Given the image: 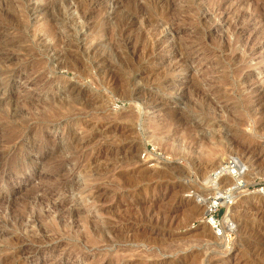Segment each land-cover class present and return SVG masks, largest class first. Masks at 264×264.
<instances>
[{
    "label": "rangeland",
    "instance_id": "obj_1",
    "mask_svg": "<svg viewBox=\"0 0 264 264\" xmlns=\"http://www.w3.org/2000/svg\"><path fill=\"white\" fill-rule=\"evenodd\" d=\"M43 1L69 28L0 21V264H264V0L244 2L236 58L213 42L241 0ZM91 40L115 42L110 65Z\"/></svg>",
    "mask_w": 264,
    "mask_h": 264
},
{
    "label": "bare ground",
    "instance_id": "obj_2",
    "mask_svg": "<svg viewBox=\"0 0 264 264\" xmlns=\"http://www.w3.org/2000/svg\"><path fill=\"white\" fill-rule=\"evenodd\" d=\"M1 1V0H0ZM3 1V0H2ZM9 1V0H8ZM8 1H6V2H8ZM11 1V0H10ZM18 1V4H17V8L18 9H20V11L18 12L20 15H21V17L19 18V17H15V15L17 14V13H13L12 11H14L13 9L11 10L10 8H12L11 6H13V8L15 7V5H11L10 3V5H9V8H5V6L7 5H4L5 4V0H4V4H2V2H1V4H0V21H1V25H4V24H7V23H9V24H13V23H15L13 26H15L16 28H21V26H23V25H25V23H21V18H23V16H24V14H33V13H35L36 12V14L38 13V15H45L46 17H50V18H48V19H46L47 20V22L48 21H50L51 22V24L50 25H52V23H54V24H58L61 28H69L68 27V21L66 22L65 20L64 21H60L58 18H55L54 19V17L52 16V14H50L49 13V10L53 7V5L52 4H54V2H52V4H50L49 2L47 3V2H44L43 0H40V1H42V2H44L43 4H38L39 3V1L36 3V2H33L32 0H17ZM48 1H50V0H48ZM189 1V0H188ZM226 1V0H225ZM248 2V0H241V2L239 1V5L241 4V6H242V4H243V7H244V5H246L244 2ZM182 2V1H181ZM233 2V1H232ZM190 3V2H189ZM214 3H215V1H214ZM213 3V4H214ZM231 3V2H230ZM229 2H228V4H230ZM216 8H220V9H222L223 7H224V5H225V3H223V0H216ZM232 4V3H231ZM263 4V3H262ZM50 5L52 6L51 8H50ZM62 5V4H61ZM8 6V5H7ZM202 6V5H201ZM214 6V5H213ZM227 6V5H226ZM238 6V5H237ZM237 6H235V7H237ZM247 6V5H246ZM245 6V7H246ZM264 6V5H263ZM263 6H261V5H259V7H258V10H259V12H260V14H261V18L262 19H264V17H262V16H264V14H263V12H264V7ZM190 7V6H189ZM234 7V8H235ZM244 7V10L242 11V9L241 10H238V8H236V10H234V11H237V12H235V15L233 14V13H231V12H233V8L231 9L232 11L231 12H228V14H229V16H230V18H228L227 17V19H229V23H230V36H232V40H230V38H228V40L225 38V41L224 42H222L221 43V41L219 42V40L217 41H214L213 42V44H214V47H220V48H223V50H225V51H227V50H229L230 52H232L231 54H232V57L233 58H236V57H239V56H241V54H240V50H243L244 52L246 51V50H249L248 49V43L246 42V41H248V38L247 39H244V41H240L241 43H240V45H241V48H235V46H234V41H239L243 36H241V33L239 32V31H246L247 30V25H245L243 22L245 21V19L247 20V18H248V16H250V14L247 12V9ZM226 8V7H225ZM229 8H230V6H229ZM242 8V7H241ZM248 8V7H247ZM190 9V8H189ZM16 10V9H15ZM197 10V9H196ZM228 10H230V9H228ZM227 10V11H228ZM199 11V10H198ZM223 11V10H222ZM225 11V10H224ZM254 11V10H253ZM197 12V11H196ZM208 12V11H207ZM212 12V11H211ZM217 12V11H216ZM205 13V12H204ZM15 14V15H14ZM65 14V13H64ZM85 14V13H84ZM84 14H82L81 15V17H85L84 16ZM195 14V13H194ZM227 14V15H228ZM203 15V14H202ZM17 16V15H16ZM19 16V15H18ZM193 16H195V15H193ZM196 21L197 22H201V18H202V16H200V15H197V13H196ZM62 17V16H61ZM211 17V16H210ZM15 18H17V20H14ZM64 18V17H63ZM207 18V17H206ZM209 18V17H208ZM255 18H258V15H257V17H254V19ZM23 19H26V18H23ZM28 19V18H27ZM71 19V18H70ZM210 19V18H209ZM211 19H212V17H211ZM214 19H215V17H214ZM260 19V18H259ZM67 20V19H66ZM72 20V19H71ZM75 20V19H74ZM191 20V19H190ZM194 20V19H193ZM204 20H206V19H204ZM24 21V20H23ZM27 21V20H26ZM211 21H213V20H211ZM210 21V22H211ZM28 22V21H27ZM43 22H45V21H43ZM49 22V23H50ZM70 22V21H69ZM200 22H199V24H200ZM204 22V21H203ZM209 22V21H208ZM263 23V22H262ZM247 24V23H246ZM49 25V24H48ZM158 25V24H157ZM208 25H210V24H208ZM97 26V25H96ZM205 26V25H204ZM249 26V25H248ZM48 27V26H47ZM75 27H76V25H75ZM90 27V26H89ZM239 27V28H238ZM23 28V27H22ZM201 28V27H200ZM250 28V27H249ZM248 28V29H249ZM51 29H53V27L52 26H49V30H51ZM36 30V29H35ZM42 30H45L46 31V28L44 29V27L42 28ZM123 30V29H122ZM121 30V35H122V33L124 34L125 32L124 31H122ZM218 30V29H217ZM221 31H222V29H220ZM229 30V29H228ZM250 31H251V29H249ZM249 30H247V31H249ZM47 31H48V29H47ZM46 31V32H47ZM55 31V30H54ZM53 31V32H54ZM104 31V30H103ZM220 31V32H221ZM260 31V30H259ZM49 32H52V30L51 31H49ZM48 32V33H49ZM200 32V31H199ZM198 32V33H199ZM209 32V31H208ZM219 32V33H220ZM44 33V32H43ZM210 33V32H209ZM223 33H224V31H223ZM260 33H262V34H260V35H263L264 36V29H263V31L262 32H260ZM31 34V33H30ZM41 34H42V32H41ZM47 34V33H46ZM54 34V33H53ZM53 34H52V36H53ZM71 34V33H70ZM199 34H201V33H199ZM227 34V33H226ZM229 34V33H228ZM245 34V33H244ZM258 34V33H257ZM49 36L51 35V34H48ZM205 35V34H204ZM210 35V34H209ZM208 35V36H209ZM212 35V34H211ZM210 35V36H211ZM248 35H249V37L251 36V33L250 32H248ZM259 35V34H258ZM258 35L256 36V38H259L258 37ZM35 35H32V38H35L34 37ZM47 36V35H46ZM67 36V35H66ZM216 36V35H215ZM221 36V35H220ZM223 36V35H222ZM48 37V36H47ZM101 37V36H100ZM211 37H213L214 38V36H211ZM248 37V36H247ZM201 38V37H200ZM246 38V37H245ZM28 39H29V37H28ZM39 39V38H38ZM85 39H87V38H85ZM127 39H129V37L127 38ZM12 40V39H11ZM214 40V39H213ZM212 40V41H213ZM234 40V41H233ZM246 40V41H245ZM258 40V39H257ZM44 39H42L41 38V40L40 41H38V43L39 44H42L43 46L42 47H44V50L45 51H47V50H50L51 49V51L53 50L54 51V46L53 45H50V44H46V45H44ZM92 41V40H91ZM211 41V42H212ZM38 43H35V44H38ZM35 44H33V46H35ZM69 44H67V46H68ZM116 44H115V42L112 44V46L110 47V48H106L105 46H104V43H102V42H97V43H94L93 41L92 42H86V44L84 45V46H82L80 49L81 50H84V52H86V54H88V55H90V57L92 56L93 58L92 59H94L93 61H94V63L95 64H97V65H100V66H108V65H110V59H109V56H111V55H113V53L114 52H116V49L118 48L117 46H115ZM202 45V44H201ZM170 46V49H171V51L173 50L175 53H180V54H182V50H183V48L184 47H182L181 45H179V44H177V43H172L171 45H169ZM247 47V48H246ZM251 47V46H250ZM27 49V48H26ZM58 49V48H57ZM215 49V48H214ZM64 50V49H63ZM68 50V49H67ZM79 50V49H78ZM104 50V51H103ZM216 50V49H215ZM222 50V49H221ZM223 50H222V52H223ZM251 50V49H250ZM27 51V50H26ZM44 51V52H45ZM62 51V50H61ZM66 51V50H65ZM172 51V52H173ZM57 52V51H56ZM216 52V51H215ZM65 54V53H64ZM176 54V55H177ZM179 54V55H180ZM183 54H184V52H183ZM242 57V56H241ZM232 58V59H233ZM113 61V60H112ZM66 61H64V62H62V61H58L57 62V64L58 65H61V66H65L66 65V63H65ZM44 63V62H43ZM34 64V63H33ZM36 64H37V62H36ZM70 66V65H69ZM185 83V82H184ZM184 85V84H183ZM176 93V92H175ZM262 96H264V94L262 95ZM264 100V99H263ZM263 105H264V103H263ZM54 106V105H53ZM65 108V107H64ZM51 111V110H50ZM57 111V110H56ZM36 113V112H35ZM50 113V112H49ZM13 114V113H12ZM37 114V113H36ZM42 114V113H41ZM52 115V114H51ZM16 116V115H15ZM49 116V115H48ZM48 116H47V118H48ZM5 117V116H4ZM11 117V116H10ZM12 118V117H11ZM14 119H15V117H13ZM41 118V117H40ZM50 118V117H49ZM6 119H7V117H6ZM5 123V122H4ZM5 125V124H4ZM191 129V128H190ZM21 130V129H20ZM158 137V136H157ZM157 137H155V138H157ZM177 144V143H176ZM11 145V144H10ZM237 184L240 186V188L244 185V182L243 181H241V180H239V179H237ZM228 191H230L231 193L230 194H228V196H224V195H221V196H217L216 198H218L219 197V199L220 200H224L223 202L224 203H226L227 205H230V204H232L233 203V199H234V196H235V191H236V189H232V188H229L228 189ZM257 194V193H256ZM258 194H262L263 196H264V188L263 189H260L259 191H258ZM22 201V200H21ZM209 202H211V201H209ZM24 204V203H23ZM219 204V202L217 201V200H213V203L212 204H210V205H208V204H204L203 205V215L204 214H208L210 211H212L217 205ZM25 205V204H24ZM59 208L57 207V210H58ZM228 209H230V208H228ZM38 212V211H37ZM24 213V212H23ZM36 214V213H35ZM61 215H63L64 216V212H62L61 211V213H60ZM22 215V214H21ZM27 216V215H26ZM227 216V215H226ZM40 217V216H39ZM41 218V217H40ZM57 218H58V216H57ZM61 218V217H60ZM213 218V217H212ZM38 219V218H37ZM61 219H63V218H61ZM66 219V218H65ZM214 219V218H213ZM226 219H228V218H226ZM19 220V219H18ZM43 220V219H42ZM52 220V219H51ZM60 220V219H59ZM91 220V219H90ZM90 220H89V222H90ZM215 220V219H214ZM22 221V220H21ZM20 221V222H21ZM39 221V220H38ZM52 221H54V220H52ZM57 221H58V219H57ZM216 221V220H215ZM215 221H213L212 219H209V221H207V224L208 225H211V226H213L214 227V225L216 224V222ZM223 221H225V220H223ZM227 221V220H226ZM225 221V222H226ZM16 222V221H15ZM19 222V223H20ZM42 222V221H41ZM88 222V223H89ZM17 223H18V221H17ZM58 223V222H57ZM60 223V225L61 226H64V227H69V225H64V223L62 224L61 222H59ZM58 223V224H59ZM87 222H86V224L87 225H89ZM39 224V223H38ZM48 224V223H47ZM51 225H49V226H46V224H45V226L47 227V229H48V227H51L50 228V230H52V229H55V228H53V227H55V225H54V223H50ZM82 224V223H81ZM19 225V224H18ZM42 225V224H41ZM41 225H38V228H37V230H39V231H44V230H47V229H44V227H42ZM87 225H83V226H87ZM21 226V225H20ZM37 226V225H36ZM90 227H92V229L90 230V233H92V234H94V236H92V238L90 239V242H92V243H95L96 241H97V237H99V238H102L103 236H102V227L101 226H99V225H97V224H95L92 220H91V222H90V225H89ZM32 227V226H31ZM24 228V227H23ZM83 228V227H82ZM87 228V227H86ZM89 228V227H88ZM87 228V229H88ZM95 228V229H94ZM85 229V228H84ZM216 229V228H215ZM49 230V229H48ZM67 230V229H66ZM218 230V229H217ZM29 231V230H28ZM53 231V230H52ZM68 231H70V230H68ZM11 232V231H10ZM9 232V233H10ZM13 232V231H12ZM14 232H16V231H14ZM30 232V231H29ZM49 232V231H48ZM102 233V234H101ZM10 234H12V233H10ZM16 234V233H15ZM66 234V233H65ZM81 234V233H80ZM8 235V234H7ZM6 235V236H7ZM18 235V234H17ZM85 235V234H84ZM88 235V234H87ZM87 235H85V236H87ZM5 236V237H6ZM14 236V235H13ZM79 236V235H78ZM106 236V235H105ZM11 237V236H10ZM20 237V236H19ZM19 237L18 236H16V237H12V238H10V245H14V244H16L17 243V241L19 240ZM1 238V237H0ZM36 238V237H35ZM80 238V237H79ZM6 239V238H5ZM87 239V238H86ZM34 240V239H33ZM102 240L104 241V240H106V239H103L102 238ZM115 240V239H114ZM25 241V240H24ZM37 241V240H36ZM102 241V242H103ZM6 242V241H5ZM101 242V243H102ZM153 242V241H152ZM8 243V242H7ZM110 264V263H109Z\"/></svg>",
    "mask_w": 264,
    "mask_h": 264
},
{
    "label": "built area",
    "instance_id": "obj_3",
    "mask_svg": "<svg viewBox=\"0 0 264 264\" xmlns=\"http://www.w3.org/2000/svg\"><path fill=\"white\" fill-rule=\"evenodd\" d=\"M263 188H264V184H263V186H261L260 189H263ZM230 193H231V192L228 191V192H226V193L224 194V196H228V194H230ZM216 197H217V196H216ZM216 197H215L216 200H220L219 197H218V198H216ZM218 205H219V204H218ZM218 205H217V206H218ZM210 212H211V211H210ZM210 212H209V213H210ZM209 213H208V214H209ZM220 226H221V224H220L219 222H217V223L214 225V227L217 228V229H218Z\"/></svg>",
    "mask_w": 264,
    "mask_h": 264
}]
</instances>
